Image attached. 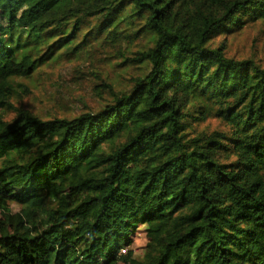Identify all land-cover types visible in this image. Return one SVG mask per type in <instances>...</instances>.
<instances>
[{
	"label": "trees",
	"instance_id": "1",
	"mask_svg": "<svg viewBox=\"0 0 264 264\" xmlns=\"http://www.w3.org/2000/svg\"><path fill=\"white\" fill-rule=\"evenodd\" d=\"M257 24L264 0H0V264H264V60L228 43ZM98 57L134 73L94 71L97 110L14 103Z\"/></svg>",
	"mask_w": 264,
	"mask_h": 264
},
{
	"label": "rangeland",
	"instance_id": "2",
	"mask_svg": "<svg viewBox=\"0 0 264 264\" xmlns=\"http://www.w3.org/2000/svg\"><path fill=\"white\" fill-rule=\"evenodd\" d=\"M228 43L231 55L264 60V24L246 28L242 33L230 37ZM100 59L98 57L96 60L98 67H91L93 62L88 61L78 69L79 62L62 61L50 68H45V72L35 75L33 80H22L23 86L19 90V96L14 99V103L17 106L30 109L42 117H45L50 111L58 112L61 116L72 117L81 110H87V107L97 110L101 103L100 99L95 97L92 89L90 80L92 73L100 69L102 73H110L113 81L116 80V74L128 73L126 76L130 77L134 73V71L126 70L117 73L110 64L101 63ZM116 81L117 85L121 86L123 79L118 78ZM9 117L12 118L13 114ZM212 125L215 128L219 127L217 122H213ZM13 209L21 212L23 207L14 205ZM1 218L2 214L0 213ZM147 242L148 238L141 227L134 237L133 244V250L137 256L144 253Z\"/></svg>",
	"mask_w": 264,
	"mask_h": 264
}]
</instances>
